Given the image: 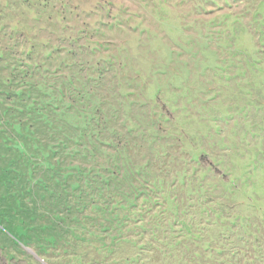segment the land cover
Returning a JSON list of instances; mask_svg holds the SVG:
<instances>
[{
    "label": "rangeland",
    "instance_id": "obj_1",
    "mask_svg": "<svg viewBox=\"0 0 264 264\" xmlns=\"http://www.w3.org/2000/svg\"><path fill=\"white\" fill-rule=\"evenodd\" d=\"M36 63L59 83L106 65L97 88L129 119L128 137L112 121L117 141L149 189L112 212L122 230L96 183L53 179L43 124L11 110L34 125L27 140L6 122L18 81L42 79ZM0 264H264V0H0Z\"/></svg>",
    "mask_w": 264,
    "mask_h": 264
},
{
    "label": "trees",
    "instance_id": "obj_2",
    "mask_svg": "<svg viewBox=\"0 0 264 264\" xmlns=\"http://www.w3.org/2000/svg\"><path fill=\"white\" fill-rule=\"evenodd\" d=\"M69 51L73 52V50ZM109 58L105 57V59ZM102 61V58L99 59L98 64L101 63L103 65ZM41 65L39 63L35 64V67L41 70L43 75L42 79L38 80V82L31 83V80L25 79L18 81L21 87L18 89L15 88L14 90L18 98H11V103L14 106L7 105L4 109L6 122L8 121L10 124H14L18 136L27 140L30 137L33 139V135H35L36 130L33 128L34 125L29 122L23 123V120H20L18 124L15 123L17 117H14L15 119L9 118L13 116V113L10 111L16 110L19 114H26L29 116V119L37 120L39 124H43L46 128L45 131L52 137V141L48 144L49 154L44 159L45 165L50 170L49 173L53 179H56V172H60L59 175H62L64 178L63 184L66 186L72 185L71 190L73 192L78 188L82 191L80 181L83 176L86 186H92V182L93 184L96 183L99 192L98 195L103 201L97 204V207L102 211V214L106 216L110 215V218L115 217L113 224L116 225L119 222L120 228L118 230H122V226L126 224V221L112 212H115L117 209L121 212L136 208L140 196L148 195L147 192L149 189L146 187L147 181L145 182V179L141 178L139 179V184H135V180L137 179L136 175H144L145 173L139 169H134L129 162L127 153L130 149V144L124 142L122 139L119 142L117 141L118 137H122L124 133H126L125 135L127 137L132 134L133 127L127 123L129 119H119L116 107H113L111 104L105 106L103 93H100L97 88V85H100V82L104 79V71H106L107 67L106 65L104 68L96 66V69L99 70L98 73L94 75L88 72L85 77L79 76L80 72H78V77L72 73L61 75L65 80L59 83L53 80L52 82H48L47 78L50 79L52 75V72L49 71L53 69L50 70L45 64ZM93 65L92 63L90 64V66L95 67ZM19 70L24 73V76L29 73V70L24 68H20ZM58 70V68L55 69L53 74H57L56 72ZM76 80H78V84L80 85H77ZM12 81V79H7L9 84ZM130 93L125 91L119 97L122 106L127 108V105L132 104L134 100L125 102L122 97L130 95ZM10 94L11 92L6 91L7 96ZM118 94L113 91L112 95L115 97ZM67 96L70 99H67ZM15 115L17 116V114ZM115 119H118L120 124L125 128L126 131L123 134L117 129L118 126L113 124L112 121H115ZM31 141L34 142L35 140ZM39 147L45 150L44 146L39 145ZM64 151L70 158L79 157L81 162L69 166L62 165L63 160L58 155ZM53 156H57L54 161L51 159ZM83 160L91 161L94 164L92 166L83 164ZM65 168L68 169L65 174H62L61 171ZM76 174L78 175L77 182H68L69 178ZM38 180L45 186L49 185L46 181ZM125 187H128V191L124 190ZM26 194L30 195V192L28 191ZM118 196L120 197L119 199ZM68 206L72 208V205L69 204ZM106 206H111V209L108 207L110 211L107 210ZM55 215L56 219L62 220V216L59 213ZM109 229L103 228L104 233H109ZM29 230L30 228H27L25 231L23 230L24 232L22 233L25 236L22 237H25L24 240L29 238ZM120 235L121 233L119 232L118 236ZM100 236H103V234H100ZM21 238L19 239L18 237V240L15 241L18 243L22 242L23 240ZM46 238L52 244L58 240L55 235L46 236ZM112 239L116 241L117 238L113 236ZM26 245H29V241H26Z\"/></svg>",
    "mask_w": 264,
    "mask_h": 264
}]
</instances>
